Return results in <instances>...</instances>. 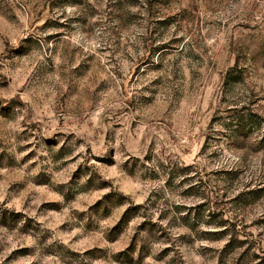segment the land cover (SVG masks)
<instances>
[{
	"label": "rangeland",
	"instance_id": "rangeland-1",
	"mask_svg": "<svg viewBox=\"0 0 264 264\" xmlns=\"http://www.w3.org/2000/svg\"><path fill=\"white\" fill-rule=\"evenodd\" d=\"M0 264H264V0H0Z\"/></svg>",
	"mask_w": 264,
	"mask_h": 264
}]
</instances>
